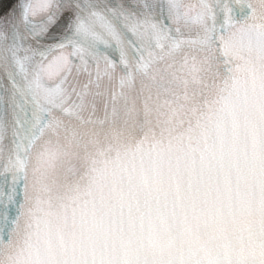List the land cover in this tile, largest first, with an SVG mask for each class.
Masks as SVG:
<instances>
[{
	"label": "snow or ice",
	"instance_id": "1",
	"mask_svg": "<svg viewBox=\"0 0 264 264\" xmlns=\"http://www.w3.org/2000/svg\"><path fill=\"white\" fill-rule=\"evenodd\" d=\"M0 264H264V0H0Z\"/></svg>",
	"mask_w": 264,
	"mask_h": 264
}]
</instances>
